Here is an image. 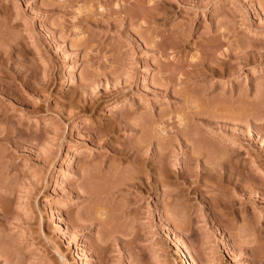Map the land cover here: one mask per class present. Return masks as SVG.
<instances>
[{"label": "rangeland", "instance_id": "374dc122", "mask_svg": "<svg viewBox=\"0 0 264 264\" xmlns=\"http://www.w3.org/2000/svg\"><path fill=\"white\" fill-rule=\"evenodd\" d=\"M0 63V264H264V0H0Z\"/></svg>", "mask_w": 264, "mask_h": 264}, {"label": "bare ground", "instance_id": "6f19581e", "mask_svg": "<svg viewBox=\"0 0 264 264\" xmlns=\"http://www.w3.org/2000/svg\"><path fill=\"white\" fill-rule=\"evenodd\" d=\"M136 14V13H135ZM145 14V16H146V13H144ZM139 15V14H138ZM131 16V15H130ZM156 17V16H155ZM142 18V17H141ZM144 18V17H143ZM152 18V17H151ZM150 18V19H151ZM166 18V17H165ZM131 19H132V17H131ZM138 19V18H137ZM152 20V19H151ZM154 20V19H153ZM149 21V20H148ZM147 22V21H146ZM5 56H2L1 58H3L2 60H6L5 58H4ZM9 59V58H8ZM11 59V58H10ZM8 61V60H7ZM2 62V61H1ZM223 62V61H222ZM1 64V63H0ZM1 65H3L4 66V64H1ZM0 65V66H1ZM223 65V64H222ZM2 66V67H3ZM5 66H6V64H5ZM227 66V65H226ZM8 67V66H7ZM6 67V68H7ZM12 67V66H11ZM213 68V67H212ZM216 69H217V67H215ZM14 69V71H16L15 70V68H13ZM219 69H222V68H220L219 67ZM4 71V70H3ZM6 71V70H5ZM19 71V70H18ZM18 71H16V72H18ZM219 71V70H218ZM16 72H15V75H16ZM6 73V72H5ZM8 73V72H7ZM221 73V72H220ZM12 74V73H11ZM212 74V73H211ZM217 74V73H216ZM9 75V74H8ZM22 82V81H21ZM6 84V82L4 81V76L2 77V79L0 80V88L1 89H4L5 90V88H6V86L7 85H5ZM44 84H45V82H44ZM15 85V84H14ZM12 86V85H11ZM11 89V88H10ZM229 99H227V102H229V105H228V107H230L231 106V103H230V100L228 101ZM190 101V100H189ZM225 102H226V100H224ZM223 100H222V106H223V102H224ZM196 102V101H195ZM187 103V102H186ZM227 104V103H226ZM226 104H225V106H226ZM193 105V104H192ZM195 106V105H194ZM198 106V105H197ZM197 106H195L196 108L195 109H193L192 108V110H191V116L190 115H188L189 117H192V118H195V117H197L196 115H198V113H197V111L196 110H198L197 108ZM216 105H214V107H215ZM218 106V105H217ZM220 106V105H219ZM192 107V106H191ZM227 107V106H226ZM225 107V108H226ZM5 108V107H4ZM189 108H190V106H189ZM215 108H217L218 109V107H215ZM222 108H224V106L222 107ZM1 109V108H0ZM191 109V108H190ZM190 109H189V111H190ZM212 109H213V107H212ZM227 109V108H226ZM242 109V108H241ZM215 110V109H214ZM222 110V109H221ZM243 110H244V108H243ZM5 111H6V109H5ZM5 111H3V109L0 111V121H2L4 118H3V116L1 115L2 113L4 114L5 113ZM199 111V110H198ZM211 111V110H210ZM213 112V111H212ZM214 116V115H213ZM215 117V116H214ZM198 118V117H197ZM232 119V118H231ZM191 122V121H190ZM199 122V121H198ZM2 124V123H1ZM124 124V123H123ZM129 124V123H128ZM193 124V123H192ZM200 124H202V123H200ZM127 125V124H126ZM125 124H124V126H126ZM203 125H205V124H203ZM207 125V124H206ZM200 126V125H199ZM128 127V126H127ZM132 128H137L138 127V124H135V125H132L131 126ZM208 127V126H207ZM16 128V127H15ZM129 128H130V126H129ZM17 129H18V127H17ZM16 129V130H17ZM132 130V129H131ZM8 131H9V129L7 128V126L5 125V123H3V126L2 127H0V140H3V139H5L6 138V136L8 135ZM18 131V130H17ZM193 134V133H192ZM11 135V134H10ZM189 139V138H188ZM141 148V147H140ZM136 149H139L138 147L136 148ZM135 149V150H136ZM137 151V150H136ZM138 151H140V150H138ZM119 152V151H118ZM123 152H124V150L122 151V152H120V153H122L123 154ZM135 152V151H134ZM201 152H204V151H201ZM201 152H196V153H194L193 154V156H190V158H189V161H191L192 163H195V165H196V167H197V169H198V166H199V169H200V171H205L206 173H211L212 171H214V170H216L217 171V173L221 170V172L223 171V172H225V173H227V174H229V176H228V178H227V182H228V184L233 188V189H236V188H238L239 186H242L243 187V189H242V191L241 192H239L241 195H239V196H241V197H243V202L242 203H245L246 202V200H247V195L246 194H248V180H246L245 178H239L237 175V173H239L238 171H239V167L237 166V164L235 163H228V160L225 158L226 157V155H224V154H217V155H212V156H210L209 157V161L205 164H202L201 165V163H200V161H199V157H200V155L202 154ZM125 153V152H124ZM136 153V152H135ZM121 154V155H122ZM138 154V153H137ZM156 154H157V157H160V153H158V152H156ZM136 155V154H135ZM195 155V156H194ZM137 156V155H136ZM162 157V156H161ZM135 161V169H134V171L133 172H129L128 174H127V176H124V178H123V181L120 183V186H123L126 190H130V188H134V189H139L140 191L141 190H143L144 188H146L147 186H149L148 185V183H147V181H149V180H161V182L163 181L162 179H164L165 177H166V174H168V169L166 170V166L164 165V163H162V162H160V163H158V165H157V167H156V170H154V171H152V170H148V169H146V171H145V161H147L144 157H136V159L134 160ZM134 161H133V164H134ZM195 167V166H194ZM220 173V172H219ZM213 174V173H212ZM162 178V179H161ZM121 181V180H120ZM248 181V182H247ZM118 183V184H119ZM119 187V186H118ZM148 188V187H147ZM136 190V191H137ZM142 192V191H141ZM261 194V193H260ZM263 195V194H262ZM236 196H237V194L235 193V196H234V202L236 201ZM240 197V198H241ZM238 199V198H237ZM237 202V201H236ZM247 202H248V200H247ZM237 204V203H236ZM241 204V203H240ZM184 255V254H183ZM190 263V262H189Z\"/></svg>", "mask_w": 264, "mask_h": 264}]
</instances>
